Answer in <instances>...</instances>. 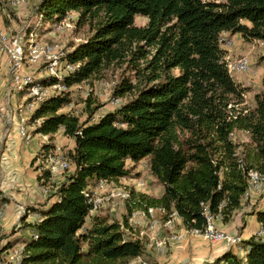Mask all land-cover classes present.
<instances>
[{"label":"trees","instance_id":"trees-1","mask_svg":"<svg viewBox=\"0 0 264 264\" xmlns=\"http://www.w3.org/2000/svg\"><path fill=\"white\" fill-rule=\"evenodd\" d=\"M72 11L90 34L68 52L78 66L62 82L93 83L118 71L113 96L125 101L93 122L82 121L63 111L72 102L68 91L47 98L33 114L35 133L53 140L63 129L75 140L68 153L74 169L55 185L48 169L39 175L58 198L47 208H32L41 219L23 225L29 236L22 241V263L128 264L147 253V244L123 225L129 226L135 209L148 206L164 208L167 217L176 213L189 230L204 231L206 209L228 222L251 199L245 195L248 172L264 176V89L249 105L221 38L241 34L264 42V0H40L37 12L57 23ZM138 15L148 23L137 25ZM86 102L95 114V101ZM239 130L249 134L242 151L234 139ZM146 158L164 188L161 196L132 189L123 222L101 210L88 219L86 191L100 179L129 176L127 161ZM5 202L0 197V211ZM252 214L264 229V207L255 205ZM5 238L0 225V242ZM12 246L8 241L3 250ZM240 246L244 257L228 250L208 264H264V235L255 233Z\"/></svg>","mask_w":264,"mask_h":264},{"label":"rangeland","instance_id":"rangeland-1","mask_svg":"<svg viewBox=\"0 0 264 264\" xmlns=\"http://www.w3.org/2000/svg\"><path fill=\"white\" fill-rule=\"evenodd\" d=\"M39 3L40 0H23L16 5L12 0H0V25L4 26L7 33H11L13 35L19 34L23 37L25 35L26 37H29V33L34 32L40 42L59 45L61 49L68 52L89 36V26L78 25V12L72 11L64 20L57 23H50L46 22L43 18H40L39 13L37 12ZM135 23L141 26L146 25L148 23V18L138 15L136 16ZM59 24L62 25L61 28L57 30L56 26ZM226 39L230 42V44L226 42L224 46L227 50L228 63L234 67L232 75L238 83L242 84L246 88L245 94L247 95L246 99L248 104L254 105L256 102V95L262 93L264 89V42L245 41L241 34H229ZM243 57H247L250 63L249 69L241 72L237 70L236 65ZM30 68L36 69L35 66H30ZM42 68L43 67H40L35 70V72L38 75H42ZM118 75V71H110L107 76L100 80H95L93 83L83 82L72 86L70 88V97L72 102L65 107L63 111H72L78 115L82 121L90 120L93 122L105 113L116 109L119 104L125 101L124 98H121L120 102H116L117 98L113 96L114 87L119 81ZM87 98H92L95 101V103L91 105V108H94L95 106L99 107L93 115L87 111ZM30 132L34 133V127L30 130ZM61 138L63 139V137ZM234 139L237 143H240V151H242L244 144L249 141V134L244 130H239L234 133ZM69 146V144L63 146V149L65 148L68 153L70 152V148H68ZM38 157H40L43 161L44 158L41 153L38 154ZM127 165L131 169V173L129 176L121 178L118 181V184L133 185L138 180H144L146 181L147 187L139 190L136 188V192L147 193L155 197L161 196L163 186L151 174L147 158L137 163H134L132 160H128ZM68 172L69 170L62 173L61 176L67 174ZM53 185L55 184L53 183ZM52 190L53 196L55 190L54 188H52ZM255 205H257V207H264V179L260 189L254 190L252 192L251 199L244 205L246 207L245 214H247V216L250 214L248 209H253ZM107 207L108 206L106 205L101 208L103 215H108L111 218L120 220L121 222H123L126 215H128L127 209L122 207L118 202L115 204L114 210H111V213L109 212L111 208ZM158 216L162 221L167 218L166 213H161ZM225 222L226 221H224V217L222 216L216 221L217 228L226 231L222 229L226 224ZM244 222L243 218V220L239 222L238 229L241 227L243 228V225H245ZM174 225L175 227L179 226L176 219L174 220ZM15 227L7 231L6 234L8 235V238H5L0 242V264H23L21 260L19 261L15 258L14 251L23 245L22 241L26 236H29V231L23 226L17 228ZM140 228L141 224H138L134 229L132 228L128 232L134 236H143L145 241L146 237H152L153 230L150 227H147V229L145 228L147 232H145L144 235L140 234ZM16 232L19 233L15 235ZM254 232L257 233V231ZM237 234L239 235V233ZM8 241H11L13 246L9 248L8 251H4L3 248ZM169 246L170 245L168 243L166 245V255L169 251ZM152 247L153 246L149 247V250L153 251L151 249ZM232 248H234L237 252L239 251V254L242 255L243 249L240 244L234 245ZM141 257L149 261L151 264H164L159 262L152 255V252H147Z\"/></svg>","mask_w":264,"mask_h":264},{"label":"crops","instance_id":"crops-1","mask_svg":"<svg viewBox=\"0 0 264 264\" xmlns=\"http://www.w3.org/2000/svg\"><path fill=\"white\" fill-rule=\"evenodd\" d=\"M0 29L6 31L2 25H0ZM6 60L7 56L0 52V108L3 109L0 110V197L6 200L1 209L0 225L4 232L13 229L15 226V228L22 227L26 223L39 221L41 219L40 214L32 208H47L58 198L55 194L52 196L53 190L49 195L42 191L43 182L39 180V175L46 168V150H43V146L46 145L43 138L44 134L30 132L33 127L34 130L37 127L35 123L29 120L23 123L24 112L21 106L24 104L26 96L23 92L11 89V78ZM23 124L28 132L33 135L29 141L20 133V126ZM46 136L50 143L58 147L63 148L67 144L70 145L69 150L75 147V140L64 135L63 129L54 135L53 140H51L50 135ZM39 153L42 154L43 161L38 157ZM73 169L71 166L67 174L55 176L50 182L60 184L67 179ZM116 202H106L103 207L107 205V208H111L109 211L111 213ZM22 207L28 209L26 214H22ZM245 211L246 207L243 206L230 221L225 222L226 224L222 229L232 234L239 233L242 239L251 237L255 233L254 231L260 229V223L257 221L256 215L252 214L253 209H248V212L250 211L248 216ZM243 218L245 225L238 229L239 222ZM176 221L178 227L162 223L152 231V237H146L147 252H152V255L159 262L164 264H208L221 257L228 250H232L236 254L240 253L225 242L210 241L188 231L179 216L176 217ZM139 224H141L140 233L147 232L145 230L149 227L147 219H140ZM172 232L184 233L185 237L179 241H170L167 255L165 253H163L164 255L160 254L154 246L155 242L168 237ZM17 233L19 232H16L15 235ZM151 246H153L151 248L153 251L149 250ZM245 255L246 252L243 250L241 256L244 257Z\"/></svg>","mask_w":264,"mask_h":264},{"label":"built area","instance_id":"built-area-1","mask_svg":"<svg viewBox=\"0 0 264 264\" xmlns=\"http://www.w3.org/2000/svg\"><path fill=\"white\" fill-rule=\"evenodd\" d=\"M14 4H18L23 0H12ZM40 18H43L42 14H39ZM62 25V24H61ZM59 24L56 29L61 28ZM228 33H224L221 38L223 46L227 40ZM25 37V39H24ZM22 35H13L7 33V31L0 29V52L7 56V68L11 78V89L23 92L26 96L24 104L21 106L24 116L22 117L23 123L27 120H31L33 114L43 101L47 98L70 91L69 86L62 81L64 78L73 73L78 64L73 63L68 58V51L61 49L59 45L50 44L46 42H40L34 32L29 33V37ZM25 41V42H24ZM257 41V40H256ZM262 42V41H259ZM225 48V46H224ZM226 49V48H225ZM249 59L243 57L236 65L237 70L244 72L249 69ZM35 66L36 69L30 68ZM43 67V74L38 75L35 70ZM229 69L232 73L234 67L229 65ZM43 78L55 80L52 83H44L41 81ZM245 99L247 95L244 94ZM247 100V99H246ZM121 98H117L116 102H120ZM120 105V104H119ZM0 110H3L0 108ZM40 123V120H36ZM20 133L25 137L27 141L31 140L33 135L28 132L27 128L23 124L20 126ZM45 143L49 144V138L44 135ZM45 164L46 169L51 172L52 179L55 176L61 175L71 168L68 151L62 147L55 146L46 150ZM250 188L246 192V197H249L254 190H259L264 179V176L257 170H250L248 172ZM147 187L146 181L138 180L133 185L118 184V182L110 181L106 179H100L96 185L90 187L86 191V195L89 197V201L92 203L88 219L96 215L106 202L117 201L122 207H127L131 201L132 189L136 190L145 189ZM42 191L44 194L49 195L52 191L50 184H43ZM116 202V203H117ZM27 208L22 207V214H26ZM165 213V209L162 207L148 206L144 209H135L128 217L129 226L123 228L127 231L134 229L139 223L140 219L145 218L148 221L149 227L154 230L160 225L165 224L168 226L174 225V220L178 215L176 213L171 214L165 220H160L159 214ZM1 215V211H0ZM207 218V226L204 231L201 230H189L196 235H200L203 238L214 242H225L229 246L238 245L242 242L241 235L232 234L223 230H220L216 226V221L221 218V214L213 215L208 209L205 211ZM176 216V217H175ZM145 232L140 234L144 235ZM258 235H264V229L260 227L257 231ZM35 238L38 237L36 233H33ZM143 239V236H137ZM185 237L184 233L172 232L168 237L159 239L155 242L154 246L159 253L166 252V245L170 241H179ZM23 247H18L14 251L15 258L21 260ZM128 264H151L141 256H138L131 260Z\"/></svg>","mask_w":264,"mask_h":264}]
</instances>
